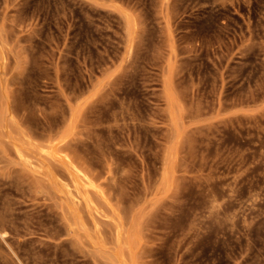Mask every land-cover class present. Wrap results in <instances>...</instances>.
<instances>
[{"label":"rangeland","instance_id":"374dc122","mask_svg":"<svg viewBox=\"0 0 264 264\" xmlns=\"http://www.w3.org/2000/svg\"><path fill=\"white\" fill-rule=\"evenodd\" d=\"M0 264H264V0H0Z\"/></svg>","mask_w":264,"mask_h":264},{"label":"bare ground","instance_id":"6f19581e","mask_svg":"<svg viewBox=\"0 0 264 264\" xmlns=\"http://www.w3.org/2000/svg\"><path fill=\"white\" fill-rule=\"evenodd\" d=\"M3 218V217H2Z\"/></svg>","mask_w":264,"mask_h":264}]
</instances>
